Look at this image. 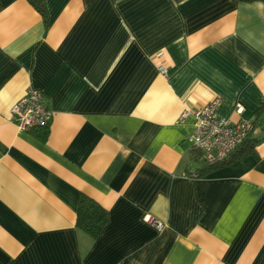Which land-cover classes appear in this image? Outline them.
Wrapping results in <instances>:
<instances>
[{"label": "crops", "instance_id": "1", "mask_svg": "<svg viewBox=\"0 0 264 264\" xmlns=\"http://www.w3.org/2000/svg\"><path fill=\"white\" fill-rule=\"evenodd\" d=\"M44 4L0 0V264H264V1ZM28 88L45 130L10 119ZM215 95L255 148L197 176L191 111Z\"/></svg>", "mask_w": 264, "mask_h": 264}, {"label": "built area", "instance_id": "2", "mask_svg": "<svg viewBox=\"0 0 264 264\" xmlns=\"http://www.w3.org/2000/svg\"><path fill=\"white\" fill-rule=\"evenodd\" d=\"M221 105L218 95L191 111L194 116L193 130L189 136L191 146L200 151L206 164H214L224 160L240 145L253 130L252 122L240 119L237 122L221 120L217 111ZM238 111L241 106L238 105ZM189 113L184 110L181 118ZM52 111L46 105L42 93L28 88L24 95L15 101L10 108V119L20 131L45 127L49 124ZM146 222H151L158 230L164 223L144 216Z\"/></svg>", "mask_w": 264, "mask_h": 264}, {"label": "trees", "instance_id": "3", "mask_svg": "<svg viewBox=\"0 0 264 264\" xmlns=\"http://www.w3.org/2000/svg\"><path fill=\"white\" fill-rule=\"evenodd\" d=\"M250 1V0H243ZM264 1V0H262ZM30 4L44 17L46 18V8L44 0H28ZM253 124V123H252ZM255 124H253L254 126ZM45 127H39L38 129L45 130ZM37 129V128H36ZM238 145L224 160L216 162L214 164H206L197 170V176H203L218 167L228 164L233 159L242 158L249 153H253L255 148V138L249 137ZM107 222V211L101 207L94 199L81 194L79 197V204L77 209L76 223L79 229L87 233L91 238L96 239L102 232Z\"/></svg>", "mask_w": 264, "mask_h": 264}]
</instances>
